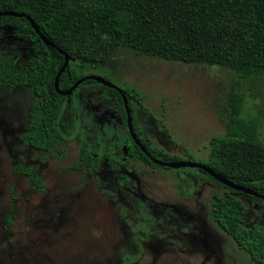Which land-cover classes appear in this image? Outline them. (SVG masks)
<instances>
[{
	"label": "rangeland",
	"instance_id": "374dc122",
	"mask_svg": "<svg viewBox=\"0 0 264 264\" xmlns=\"http://www.w3.org/2000/svg\"><path fill=\"white\" fill-rule=\"evenodd\" d=\"M16 32L12 23H0V56L25 65L31 44ZM70 66L78 75L137 91L142 102L132 101V109L140 137L150 147L199 163L208 159L211 138L225 132L221 108L240 81L218 66L124 50L105 64L73 61ZM239 89L244 117L256 115L260 100ZM33 100L28 88H0V264H118L121 252L127 256L124 246L131 233L124 219L139 242L131 246V264H253L209 217L213 193L224 188L199 180L197 167L152 170L133 159L114 161L125 157L122 145L132 144L123 118L101 99L97 82L73 93V120L66 113L60 125L66 136L62 156L41 154L20 142ZM78 132L100 157L95 176L73 168ZM259 140L264 141V123ZM20 158L22 166L39 170L44 192L30 189L27 179L13 172ZM240 200L248 209L244 226L264 229V201Z\"/></svg>",
	"mask_w": 264,
	"mask_h": 264
},
{
	"label": "trees",
	"instance_id": "16d2710c",
	"mask_svg": "<svg viewBox=\"0 0 264 264\" xmlns=\"http://www.w3.org/2000/svg\"><path fill=\"white\" fill-rule=\"evenodd\" d=\"M7 11L28 15L39 33L54 45L46 46L26 18L0 17V23H12L16 36L31 44L32 56L25 65L0 56V88L26 87L34 95L26 131L20 137L26 145L56 151L58 156L64 152L66 137L60 125L66 108L72 115V103L54 85L64 61L61 53L71 62L93 65L105 64L124 50L164 61L218 66L240 80L232 85L221 108L227 117L225 132L211 138L206 162L187 161L204 165L224 180L264 196V141L259 140L264 123V0H0V13ZM70 64L58 79L59 91L84 77ZM88 82L93 81L83 83ZM99 86L102 96L125 121L121 94ZM239 88H247L251 98L260 100L256 115L244 117L245 99ZM121 91L131 111L132 101L141 104L142 98L134 89ZM134 131L138 132L135 125ZM79 141V161L74 168L90 174L87 165L96 160L90 157L85 141ZM141 142L157 160L182 161L151 148L147 141ZM130 156L161 168L136 146ZM20 172L28 177L32 188L43 189L40 177L31 169ZM199 172L200 180L224 188L223 193H213L209 217L253 264H264V229L258 224L244 226L248 209L239 198L247 195L204 170Z\"/></svg>",
	"mask_w": 264,
	"mask_h": 264
},
{
	"label": "water",
	"instance_id": "95a60500",
	"mask_svg": "<svg viewBox=\"0 0 264 264\" xmlns=\"http://www.w3.org/2000/svg\"><path fill=\"white\" fill-rule=\"evenodd\" d=\"M2 16H9V17H22V18H26L28 20V22L30 23L31 27L33 28V30L39 35L40 39L44 42V44L48 47H54V45L49 42L46 37H44L43 35H41L39 33V30L36 26V24L34 23V21L28 16L25 15L24 13H17V12H11V11H7V12H1L0 13V17ZM59 52L61 53V51L59 50ZM64 56V61L63 64L61 66V68L59 69L58 73L56 74L55 80H54V85L55 88L57 90V92L60 95L63 96H70V94L84 81L87 80H92L94 82H97L100 85H104L107 86L109 88H113L118 90V92L121 94L122 100H123V106H124V110H125V115H126V125H127V129L128 132L132 138V140L135 142V144L139 147V149L146 155V157L148 159H150L154 164H157L159 166H164L167 168H174V169H178V168H182V167H187V166H194L197 167L201 170L206 171L210 176L214 177L216 180H218L219 182H221L222 184H224L225 186L235 189V190H239L244 192L247 196H252L256 199H260L262 201H264V196L260 195L258 193H255L251 190L245 189L241 186L235 185L233 183H230L226 180H224L223 178H221L220 176H218L217 174H215L211 169H209L208 167L204 166V165H200V164H196V163H191L189 161H176V162H163V161H159L156 160L155 158H153L150 153L145 149L144 146H142V144L138 141V139L136 138L135 132L133 130V125H132V115H131V109L130 106L128 104L127 98L126 96L122 93L121 89H119V87H117L116 85H114L113 83H111L110 81H108L105 78L99 77V76H95V75H90V76H84L81 79L77 80L68 90L66 91H59L58 90V79L61 75V73L66 69V67H68V65L71 63V58L66 54V53H61Z\"/></svg>",
	"mask_w": 264,
	"mask_h": 264
},
{
	"label": "flooded vegetation",
	"instance_id": "af4514ba",
	"mask_svg": "<svg viewBox=\"0 0 264 264\" xmlns=\"http://www.w3.org/2000/svg\"><path fill=\"white\" fill-rule=\"evenodd\" d=\"M84 76H88V75H84ZM88 81V80H87ZM92 81V80H91ZM85 82V81H84ZM94 82V81H93ZM88 83H92V82H88ZM83 84H85V83H81L80 85H83ZM79 85V86H80ZM100 85V84H99ZM24 88H26V87H24ZM6 89H9V88H6ZM19 89H22V88H19ZM29 89V88H28ZM78 89V87L75 89V90H77ZM101 89V88H100ZM113 89V88H112ZM119 89H121V88H119ZM11 90H13V89H11ZM30 90V89H29ZM68 90V89H67ZM74 90V91H75ZM116 90V89H115ZM31 91V90H30ZM64 91H66V90H64ZM74 91L70 94V96H66V97H69L70 99V101H71V103H72V115H70V113L67 111V108H66V112H65V114L67 113L68 115H69V117H70V119H69V122L71 123V121L73 120V93H74ZM118 91V90H117ZM32 92V91H31ZM34 96V95H33ZM101 99H105L103 96H102V91H101ZM105 100H107V99H105ZM34 101V100H33ZM110 104H111V102L109 101V100H107ZM136 102V101H135ZM137 103V102H136ZM138 104V103H137ZM140 105V104H139ZM32 106V105H31ZM111 106L113 107V105L111 104ZM131 106H132V102H131ZM113 109H114V107H113ZM131 109V108H130ZM115 110V109H114ZM30 111H31V108H30ZM115 111H117V110H115ZM118 112V111H117ZM119 113V112H118ZM29 114H30V112H29ZM64 114V115H65ZM120 114V113H119ZM121 115V114H120ZM131 115H132V125H133V130H134V125H135V118H134V115H133V109H132V111H131ZM64 117V116H63ZM122 117V116H121ZM28 118H29V115H28ZM123 118V117H122ZM63 119V118H62ZM133 119H134V123H133ZM123 122H124V125H125V127L127 128V125H126V119H125V121L123 120ZM27 124H28V120H27ZM26 127H27V125H26ZM135 127L137 128V126L135 125ZM61 128V127H60ZM26 131V128H25V130L20 134V136H19V140H20V142L24 145V146H26V147H28V148H30L31 150H33V151H36V152H39V153H41V154H46V153H52V152H54V151H41V150H38V149H36V148H33V147H30L29 145H26L24 142H22L21 141V139H20V137L22 136V134L24 133ZM137 131H138V129H137ZM63 132V131H62ZM135 132V131H134ZM127 134H128V138H129V140H130V142H131V144H132V146L131 147H124L123 145L121 146L122 147V149H123V152H124V155H125V157L124 158H121V160L119 159V160H114V161H116V162H118V163H121V162H123L126 158H128V159H133V160H135V161H138V162H141V163H143L144 165H146L144 162H142V161H139V160H137V159H135L134 157H131L130 156V151H132L133 150V148H134V146H136L138 149H139V147L135 144V142L132 140V138H131V136H130V134H129V132H128V129H127ZM65 135V134H64ZM135 135H136V138L138 139V141L142 144V142H141V140H144V141H147V140H145V139H142L141 137H140V135H139V133L137 132H135ZM66 137V136H65ZM116 137V136H115ZM76 138H77V142L79 143V153H78V159H77V161L76 162H78L79 161V154H80V148H81V143H80V141L79 140H81V141H85V143H86V145H87V150H88V152H89V154H90V157L91 158H93V159H95L96 161H94V162H92V164H88L87 165V168H89L90 170H91V173L89 174V173H86L85 171H81L85 176H87V175H90V176H95V174H96V169H95V164L100 160V157H97L94 153H92L91 152V150H90V146H89V143L87 142V140L85 139V138H83L82 137V134H81V132H78L77 133V135H76ZM114 138V137H113ZM117 139H118V137H116ZM141 139V140H140ZM119 140V139H118ZM65 142H66V140H65ZM64 142V143H65ZM148 142V141H147ZM63 145V144H62ZM142 146H143V144H142ZM150 146V145H149ZM62 148H63V146H62ZM151 148H153V147H151ZM146 149V148H145ZM157 149H159V148H157ZM63 150H64V148H63ZM140 150V149H139ZM147 150V149H146ZM159 150H161V149H159ZM141 151V150H140ZM162 151H164V150H162ZM56 152V151H55ZM142 152V151H141ZM165 152V151H164ZM57 153V152H56ZM143 153V152H142ZM167 153V152H166ZM144 154V153H143ZM63 155V154H62ZM145 155V154H144ZM151 155V154H150ZM170 155V154H169ZM209 155V154H208ZM146 156V155H145ZM171 156V155H170ZM154 158V157H153ZM150 160V159H149ZM157 160V159H156ZM151 161V160H150ZM160 161V160H159ZM182 161H187V160H182ZM23 162V159L22 158H20V164L19 163H15L14 165H13V172L15 173V174H17L18 176H21V177H24V178H26L27 179V181H28V184H29V187H30V189H32V190H34V191H37V192H44V190H45V184H44V182H43V180H42V177H41V173L39 172V170L34 166V165H32V164H27L26 166H22L21 165V163ZM75 162V163H76ZM152 162V161H151ZM153 163V162H152ZM154 164V163H153ZM75 165V164H74ZM74 165H73V168H74ZM157 165V164H156ZM148 168H150V169H152V170H155V169H160V170H169V169H173V171L175 170H177V169H174V168H167V167H164V166H160L161 168H152V167H150V166H148V165H146ZM159 166V165H158ZM21 169H23V170H29V169H31L34 173H36L39 177H40V181H41V183L43 184V189L42 190H37V189H34V188H32L31 187V185H30V182H29V179H28V177L26 176V175H24V174H22L21 172H20V170ZM179 169V168H178ZM199 169V168H198ZM74 170H77V169H75L74 168ZM200 171H201V169H199ZM78 171H80V170H78ZM170 171H172V170H170ZM200 176H202V175H200ZM199 178V177H198ZM200 180V179H199ZM247 197H249V198H251L252 196H247ZM252 198H254V197H252ZM240 199V198H239ZM255 200H260V199H256L255 198ZM247 215V214H246ZM7 217H9V223H7L8 221H7ZM246 217V216H245ZM145 220V219H144ZM124 221H125V224H126V226H127V228H128V230L131 232L130 234H129V237H128V242H127V244L124 246V251H125V253H127V256H125V254L124 253H122L121 252V254H120V261L118 262V264H131V260H130V257H134V256H131V252H132V249H131V246H133V244H135V243H137V246H138V243L139 242H137V240H136V238H135V236H134V234H133V230H134V226L130 223V222H128L126 219H124ZM5 224L7 225V226H9L10 224H11V219H10V216H6L5 217ZM130 254V255H129Z\"/></svg>",
	"mask_w": 264,
	"mask_h": 264
},
{
	"label": "crops",
	"instance_id": "0c3cea01",
	"mask_svg": "<svg viewBox=\"0 0 264 264\" xmlns=\"http://www.w3.org/2000/svg\"><path fill=\"white\" fill-rule=\"evenodd\" d=\"M130 89H133V88H130Z\"/></svg>",
	"mask_w": 264,
	"mask_h": 264
}]
</instances>
